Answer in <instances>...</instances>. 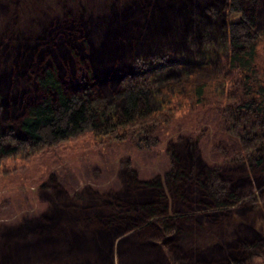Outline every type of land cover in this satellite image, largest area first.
I'll return each instance as SVG.
<instances>
[{
	"label": "rangeland",
	"instance_id": "obj_1",
	"mask_svg": "<svg viewBox=\"0 0 264 264\" xmlns=\"http://www.w3.org/2000/svg\"><path fill=\"white\" fill-rule=\"evenodd\" d=\"M165 1L167 0L159 8L157 5L160 0H136L131 1L132 3L129 0H0V65L3 66L2 69L4 65L6 68L3 70V75L6 74L5 83L0 84L2 134L5 133V126L14 122L21 114L12 107L15 105L11 99L14 97L12 94H16L15 84L19 87V94L24 92L30 98L35 97L33 82L29 87L31 73L47 65L51 54L55 59L71 48L72 53L89 63L95 81L91 84L80 73L78 82L72 79L69 83L74 87L78 85L80 89H86L93 95L100 92L117 109L120 100L114 97V93L123 81L129 83L139 76V82L148 81L152 84L153 72L145 66L139 72L138 64H135L138 56L151 58L167 51L164 63L168 66L160 68L154 74L159 79L174 82L182 79L180 73L190 68L189 63L171 66L170 62L174 61L173 55L192 53L194 43L188 39L191 34L197 46L207 37H213L215 51L211 61L213 64L217 63L218 76V82L213 81L200 97L189 95L182 87L178 90L181 92L149 109L147 120H154L153 136L156 138L155 143L149 147L144 144L141 127L133 132L117 131L116 136L110 138L99 135L97 130L85 129L51 144L35 148L20 147L9 155L0 154V232L38 223L51 206L49 199H42L43 193L47 192L51 197L56 195L51 187L59 190L61 195L57 196L65 206L69 199L80 200L84 190L97 196L109 195L108 192L114 194L120 190L124 194L126 189L129 191L133 188L130 185L131 177L139 182L157 180L161 189L159 194L150 187L139 186L144 196L153 198L164 207L165 215L174 216L184 209L194 211L191 213L193 222H181L179 219V231H173L172 235L165 238V243L171 241L170 248L177 255L186 257L175 260L178 264H198L204 261L227 264L228 260L225 259L232 258L228 253L236 248L240 252L233 253V260L238 259L240 264H264L263 244L261 249L249 247L245 251H242L241 244L244 240L249 243H260L261 240L264 242V165L259 168L252 165L257 150L264 147V135L256 134L258 124L254 120L242 118L240 124H237L236 132L244 138H249L250 135L256 138L249 146L239 143L242 147L238 150L234 144L235 139L230 137H234V120L230 119V111L221 110L223 104L231 105L240 100L239 95L234 100L230 99L233 93H230L232 90L225 83V54L219 49V38L227 17L226 0H180L174 9L168 7L169 14H163L164 11L159 10H166ZM256 2L254 29L260 58L254 78L264 79V0ZM131 4L133 6H129ZM242 4L245 7V1ZM157 15L164 18L168 16L169 20L162 26L166 29L161 34V27H157L152 31L155 37H150L147 45H143L139 39L146 37V33L148 35V23L153 18L156 20ZM194 15L200 21L208 20L207 24L212 27L193 26L191 20ZM182 17L186 20L184 31L176 27V23L182 22ZM162 20L163 18L159 19ZM151 24L150 22V28ZM177 31L180 32L178 35ZM121 40L123 45L119 43ZM109 47L111 50H107ZM34 48V55L28 53ZM118 52L121 53L120 56ZM55 63L57 65L56 60ZM106 69L109 71L104 72ZM205 78L202 77V82L211 77ZM117 137L119 138L116 139ZM135 137L138 145L133 143ZM233 146L235 149L232 150ZM227 149H230L228 154L224 152ZM172 152L185 171L194 169L189 180H186L190 184H185L190 196L189 204L181 203L173 189H170L169 182L162 179L174 165ZM209 166L219 172L230 188L239 190L240 196V202L230 205L228 212L209 214L217 215L212 220L205 219L208 208L206 212H203L205 208H200L201 205L211 203L198 189L192 177L195 172ZM92 204L85 201L82 206L89 207ZM52 210L51 208L50 211ZM118 214L124 212L119 211ZM99 215L101 219L98 224L101 225L106 221L107 215L105 211ZM113 228L119 229L115 225ZM151 228L153 226L148 225V230H152ZM245 235L247 236L244 237ZM224 243L230 244V247L225 249L226 246H222ZM113 246L117 249L115 243ZM224 249L230 252L226 254ZM117 253L112 251L108 264H120ZM207 256L215 258L207 259ZM11 264L41 262L29 258Z\"/></svg>",
	"mask_w": 264,
	"mask_h": 264
},
{
	"label": "trees",
	"instance_id": "obj_2",
	"mask_svg": "<svg viewBox=\"0 0 264 264\" xmlns=\"http://www.w3.org/2000/svg\"><path fill=\"white\" fill-rule=\"evenodd\" d=\"M129 1L130 3H132L131 1L136 2V0ZM160 1V4L157 5L159 8L163 5L164 0ZM243 1H245V7L242 4ZM256 1L226 0L227 17L219 38V49L225 54L223 60L226 67L225 83L232 90L230 93H233L230 99L234 100L238 95L240 96L239 102L231 105L223 104L221 108L222 111H230V119L234 120L232 134L234 137L231 135L230 137L235 139L234 144L238 150L243 145L249 146L256 138L254 135L244 138L236 132L237 124H240L242 118L248 117V119L254 120L258 124V127L255 128L256 134L264 135V79L254 78L256 65L260 58L257 49L258 38L254 29L257 15ZM177 3H180V0H167L165 1L166 10L161 8L159 11L169 14L168 7L174 9ZM129 6H133V4ZM161 18L163 20L159 21ZM166 18L157 15L156 20L151 19L148 28H146L148 35L146 33V37L140 38L139 41L143 45H147L150 37H155L152 31L157 27H161V34L164 33L166 28L162 26L169 20L168 16ZM181 20V23L175 22L176 27L177 29L182 28L184 31L186 20L184 17ZM191 21L193 26L208 25L212 27L207 24L208 20L200 21L195 15ZM150 22L152 23L151 28ZM211 24L213 23L211 22ZM177 32L176 35L180 33ZM191 35L188 36V39H191L189 42L194 43L192 53L190 55L186 53L173 55L174 61L170 62L171 66L189 63L190 68L180 73L182 79L174 82L164 78L159 79V76L156 75L160 68L168 66L164 63L167 51L157 53L153 57H149L150 59L138 56L135 59V64H138L139 72H142L144 66L153 72L152 84L148 81L139 82L137 80L139 76L129 83L123 81L114 93V97L120 100L118 109L110 105L100 92L98 95H93L88 90L80 89L78 85L74 87L69 83V80L72 79L78 82L81 74V77L90 80L91 84L95 81L89 63L86 59H80L76 53H72V48L67 53L56 56L55 59L52 54L48 55L50 59L48 64L37 68L38 71L35 73H31L29 87L33 82L35 97L30 98L24 92L19 94V87L15 84L16 94H12L14 97L11 98L15 105L12 107H15V110L17 109L21 114L14 122L5 126L4 134L0 132V154L9 155L20 147L35 148L51 144L85 129L97 130L99 135L110 138V136H116L117 131H121V133L133 132L137 127H141L145 139L144 144L148 147L154 144L156 141L153 136L155 123L154 120H147L148 111L152 106L158 105L168 97L170 99L175 93L181 92L178 90L182 87L189 95L200 97L213 81L218 82L217 63L213 64L211 61V56L215 51L212 43L213 37H207L202 44L197 46ZM54 38L58 39V37ZM119 43L124 44L122 40ZM109 48L107 50H111V47ZM35 52L34 48L28 53L34 55ZM121 53L118 52V55L120 56ZM123 55L124 53H122ZM31 59H33L32 56ZM25 65L28 66L26 63ZM2 67H0V84H4L6 78V74L3 75V70L6 69L5 65L4 69ZM58 70L63 75H60ZM107 70L109 71L106 69L104 72ZM155 72L156 74H154ZM235 75H237L236 78H234ZM140 76L144 77V75ZM203 76L207 79L211 78L207 80L208 82H202ZM6 93L11 95L8 91ZM1 98L0 95V113ZM149 121L151 123L148 125ZM132 132L130 133L132 134ZM133 143L138 145L136 137L133 138ZM9 144L11 146H8ZM231 149H235L234 146ZM229 150L224 152L228 154ZM171 157L174 165L162 179L169 182L170 189H173L174 195L181 203L189 204L190 196L186 192L185 184L188 183L186 180H189L194 169L185 171L173 152ZM253 159L252 165L255 167L259 168L264 165L263 146L257 150ZM192 177L198 189L211 203L200 207L205 208L203 212H206L208 208L209 212L205 219H215L217 215L210 216L209 214L228 212L227 208L230 205L240 202L239 190L230 188L216 169L210 166L205 167L195 172ZM130 183L133 188L129 191L126 189L124 194L120 190L114 194L108 192L109 195L97 196L95 193L84 190L85 193L79 197L80 200L69 199L65 206L61 204L60 197L57 196L60 194L59 190L51 187L52 190H55L56 195H53L52 199L53 196H49L50 194L48 195L47 192L43 193L44 198L50 200L51 206L38 223L0 232V264H11L29 258L38 259L41 264L58 262L62 264H108L114 250L118 252L120 264H178L179 262L175 260L186 257L177 255L176 251L170 248L171 241L169 242L167 239L169 243H165V238L172 235L173 231H179L178 221L193 222L191 213L194 211L184 209L181 212H176L174 216H167L161 204L154 201L153 198L144 196L140 190L139 185H144L159 194L161 189L157 180L139 182L131 177ZM191 190L193 189L191 188ZM85 201L93 203L92 206H82ZM102 211H105L107 216L105 217L106 221L100 225L98 224L101 219L99 213ZM119 211L124 214H118ZM113 225L119 229L113 228ZM148 225L153 226L152 230H148ZM114 243L117 249L112 247ZM241 244L242 251H245L249 247L261 249L264 242L261 240L260 243L259 241L249 243L244 240ZM222 246H226L224 247L226 249L230 247V244L224 243ZM239 250V248L233 249L232 253L224 251L226 254L230 252L228 255L232 257L225 259L228 260L227 264H240L238 259L233 260V253H239ZM211 257L215 258V256H207V259ZM198 264L212 263L204 261Z\"/></svg>",
	"mask_w": 264,
	"mask_h": 264
},
{
	"label": "flooded vegetation",
	"instance_id": "obj_3",
	"mask_svg": "<svg viewBox=\"0 0 264 264\" xmlns=\"http://www.w3.org/2000/svg\"><path fill=\"white\" fill-rule=\"evenodd\" d=\"M41 185H43V183ZM42 199L45 200V198H42ZM39 200H41V197L39 198Z\"/></svg>",
	"mask_w": 264,
	"mask_h": 264
}]
</instances>
